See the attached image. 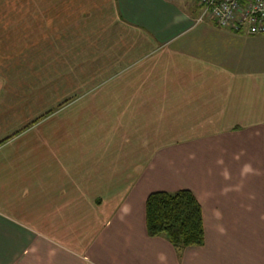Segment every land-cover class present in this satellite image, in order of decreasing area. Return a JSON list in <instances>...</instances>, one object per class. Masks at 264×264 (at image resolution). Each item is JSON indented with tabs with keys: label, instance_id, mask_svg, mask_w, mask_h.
Instances as JSON below:
<instances>
[{
	"label": "crops",
	"instance_id": "1",
	"mask_svg": "<svg viewBox=\"0 0 264 264\" xmlns=\"http://www.w3.org/2000/svg\"><path fill=\"white\" fill-rule=\"evenodd\" d=\"M14 9V27L0 20V264H264V35L200 20L191 0ZM71 39L93 43L55 58ZM119 127L129 143L110 145ZM182 189L206 241L179 254L149 237L146 201Z\"/></svg>",
	"mask_w": 264,
	"mask_h": 264
},
{
	"label": "trees",
	"instance_id": "2",
	"mask_svg": "<svg viewBox=\"0 0 264 264\" xmlns=\"http://www.w3.org/2000/svg\"><path fill=\"white\" fill-rule=\"evenodd\" d=\"M146 222L149 237L167 239L179 254L205 245L203 206L188 189L151 193L146 201Z\"/></svg>",
	"mask_w": 264,
	"mask_h": 264
},
{
	"label": "built area",
	"instance_id": "3",
	"mask_svg": "<svg viewBox=\"0 0 264 264\" xmlns=\"http://www.w3.org/2000/svg\"><path fill=\"white\" fill-rule=\"evenodd\" d=\"M202 9L200 20L211 18L223 29L264 35V0H191Z\"/></svg>",
	"mask_w": 264,
	"mask_h": 264
},
{
	"label": "rangeland",
	"instance_id": "4",
	"mask_svg": "<svg viewBox=\"0 0 264 264\" xmlns=\"http://www.w3.org/2000/svg\"><path fill=\"white\" fill-rule=\"evenodd\" d=\"M14 0H0V20L2 21V26H8L9 28L14 27V19H13V15H14ZM72 35V34H71ZM70 44H71V54L67 55V56H63V57H55V58H60L63 60H69L70 62H76L77 60V55L76 54H72L73 50V45L75 44H79L84 42L85 43H93L92 39H84V40H69ZM257 49L261 52H257V64H259L260 66L264 67V42H261L260 45L257 47ZM42 59L44 57H41ZM48 58V57H47ZM87 64H91L90 62L87 61ZM75 75H77V73H74ZM37 76H39V78L43 77L41 74H36ZM76 78V76H75ZM92 118H94V120L99 119V117L96 115L95 117L92 116ZM91 121V119H90ZM117 124H119L117 122ZM124 124V123H122ZM140 126V124L138 123V121L135 122V124L133 125V129L130 131L129 135L131 137V140L133 141V144H140V143H145L147 141L146 137H144L142 130L138 128ZM127 129L125 128H121L119 127V132L115 131V134L111 136V143L110 145H119V143H124V142H128L127 140H124L123 138L125 137ZM95 132V131H94ZM99 135L98 133H95V138H98ZM101 137V136H100ZM101 140V139H100ZM102 143V140H101ZM129 143V142H128ZM103 145H108L107 143H102ZM119 154L124 160H125V152H120V153H116ZM143 155H146V152L141 153ZM147 155H152V153L147 154ZM146 155V156H147ZM126 156H127V161H130L131 158H135L138 159V157H140V153H129V151L126 152ZM173 192V191H170Z\"/></svg>",
	"mask_w": 264,
	"mask_h": 264
}]
</instances>
